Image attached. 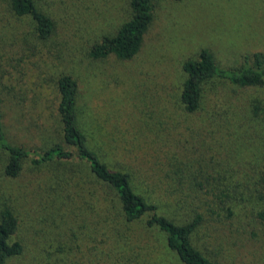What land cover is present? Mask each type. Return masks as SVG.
Instances as JSON below:
<instances>
[{"label": "rangeland", "instance_id": "1", "mask_svg": "<svg viewBox=\"0 0 264 264\" xmlns=\"http://www.w3.org/2000/svg\"><path fill=\"white\" fill-rule=\"evenodd\" d=\"M130 1L37 0L56 24L43 42L31 19L16 17L0 0V107L8 141L46 149L60 140L57 82L72 75L82 118L106 161L129 172L136 189L177 223L203 215L192 242L214 264H264V226L245 200L250 178L264 167V88L215 83L192 114L181 102L183 66L201 50H210L222 68L264 53V0H155L153 22L133 59H93L95 43L130 19ZM5 161L0 154V211L13 207L15 238L25 247L8 264L48 258L115 264L95 251L96 213L86 208L90 195L79 176L61 172L58 181L51 166L27 162L10 178ZM219 178L238 180L249 196L235 200L232 212L214 208ZM133 226L130 240L145 251L138 264H181L161 238Z\"/></svg>", "mask_w": 264, "mask_h": 264}, {"label": "trees", "instance_id": "2", "mask_svg": "<svg viewBox=\"0 0 264 264\" xmlns=\"http://www.w3.org/2000/svg\"><path fill=\"white\" fill-rule=\"evenodd\" d=\"M154 2L131 0L130 19L114 34L103 35L93 46L90 56L96 60L110 56L119 60L133 59L141 50L153 22ZM7 3L16 17L31 19L38 40L44 42L54 35L55 21L38 5L37 0H7ZM183 70L186 79L181 102L190 114L202 109L204 91L207 86L212 89L215 83H227L240 89L264 88L262 52L245 55L239 67L222 68L212 52L203 49L196 59L184 64ZM57 86L61 138L46 149H25L11 144L7 139L0 107V154L6 156L5 175L10 178L19 177L29 162L35 168L51 166L58 181L61 172L79 176L84 182L81 185L87 187L90 195L86 208L96 213L93 244L96 252L100 250L101 260L114 261L115 264H138L145 251L133 246L130 238L133 225L141 224L146 233L161 238L168 255L181 264H214L192 242L204 221L203 215L196 214L189 221L179 224L162 213L158 203L136 189L132 175L106 161L98 146L93 143L90 130L81 115L77 80L72 75L63 74ZM259 103L256 100L253 109L259 111ZM253 111L257 114V111ZM250 179H255L249 181L250 197L238 180L215 179L212 185L214 208L232 212L235 200L244 194L249 197L245 200L256 207L257 218L264 226V167ZM207 185L211 186L209 181ZM197 186L202 190L206 188L205 184L199 182ZM112 226L115 228L110 231ZM18 231V217L13 207L6 204L0 211V264H8L11 259L24 253L23 243L15 238ZM43 262L56 264L50 258ZM154 263L157 264L156 261Z\"/></svg>", "mask_w": 264, "mask_h": 264}]
</instances>
